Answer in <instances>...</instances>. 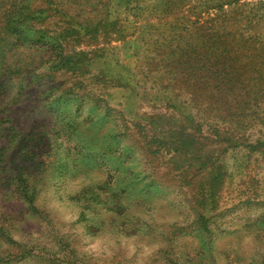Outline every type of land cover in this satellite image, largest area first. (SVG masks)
Masks as SVG:
<instances>
[{"label":"rangeland","instance_id":"374dc122","mask_svg":"<svg viewBox=\"0 0 264 264\" xmlns=\"http://www.w3.org/2000/svg\"><path fill=\"white\" fill-rule=\"evenodd\" d=\"M97 232L264 264V0H0V264H136Z\"/></svg>","mask_w":264,"mask_h":264},{"label":"clouds","instance_id":"9594fccd","mask_svg":"<svg viewBox=\"0 0 264 264\" xmlns=\"http://www.w3.org/2000/svg\"><path fill=\"white\" fill-rule=\"evenodd\" d=\"M106 177L103 174L97 173L95 171L91 172L89 176L77 177L74 183L80 187L76 188L72 192H68L69 184L65 186L64 189L58 194L55 188H49L47 190L41 191L38 197V202L43 203L47 201V206L49 209L55 210L59 214V218L65 224H71L79 219V209H74L69 203H66L67 195L66 193H78L81 187L103 182ZM63 196L64 199L61 200L59 197ZM151 213H156L157 210H150ZM143 221L147 224L153 223V220L149 216H144ZM143 232L139 234H134L132 239L128 237L120 238L114 236L111 233L101 235L99 232L95 234H88L82 240V250L85 254L89 256L98 255H111L114 251L119 249H124L129 258L136 256V264H147L151 257H153L160 248L159 242H148L142 238ZM13 240L19 242L17 235H12Z\"/></svg>","mask_w":264,"mask_h":264}]
</instances>
